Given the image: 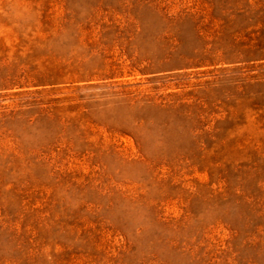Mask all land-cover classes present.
I'll return each instance as SVG.
<instances>
[{"label": "rangeland", "instance_id": "rangeland-1", "mask_svg": "<svg viewBox=\"0 0 264 264\" xmlns=\"http://www.w3.org/2000/svg\"><path fill=\"white\" fill-rule=\"evenodd\" d=\"M0 264H264V0H0Z\"/></svg>", "mask_w": 264, "mask_h": 264}]
</instances>
